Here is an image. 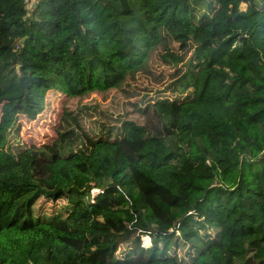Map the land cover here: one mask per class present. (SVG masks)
I'll list each match as a JSON object with an SVG mask.
<instances>
[{
    "label": "trees",
    "instance_id": "16d2710c",
    "mask_svg": "<svg viewBox=\"0 0 264 264\" xmlns=\"http://www.w3.org/2000/svg\"><path fill=\"white\" fill-rule=\"evenodd\" d=\"M113 91L133 116L20 141L49 94ZM178 240L264 264V0H0V264H180Z\"/></svg>",
    "mask_w": 264,
    "mask_h": 264
},
{
    "label": "rangeland",
    "instance_id": "374dc122",
    "mask_svg": "<svg viewBox=\"0 0 264 264\" xmlns=\"http://www.w3.org/2000/svg\"><path fill=\"white\" fill-rule=\"evenodd\" d=\"M122 99V95L117 91L110 92L107 95L90 94L84 99L73 100H69L59 93L49 94L43 111L36 119L32 121L22 119L19 139L27 144L32 142L37 144L51 143L57 136L58 130L66 125L65 121L67 120L70 123V119L65 118L63 114L65 107L78 108L80 106H83V114L81 115L84 127L90 134L95 135L101 128V124L115 120L119 117L118 113L133 116L130 112L131 107L128 104H123ZM93 106L97 108L94 109ZM220 234V230L209 227L197 235L203 242L207 243L218 241ZM141 242L144 246L151 243L149 236H141ZM132 248L133 246L129 240L122 241L119 244L120 252L116 254V257L131 256ZM170 255L174 256L180 264H191L196 256V250L187 243L178 240L170 250Z\"/></svg>",
    "mask_w": 264,
    "mask_h": 264
},
{
    "label": "built area",
    "instance_id": "2783aa9c",
    "mask_svg": "<svg viewBox=\"0 0 264 264\" xmlns=\"http://www.w3.org/2000/svg\"><path fill=\"white\" fill-rule=\"evenodd\" d=\"M91 197H93L96 193H98V190L96 188L91 189L90 191Z\"/></svg>",
    "mask_w": 264,
    "mask_h": 264
}]
</instances>
